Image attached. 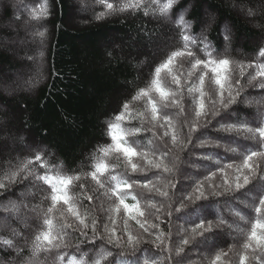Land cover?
<instances>
[{
    "label": "trees",
    "instance_id": "1",
    "mask_svg": "<svg viewBox=\"0 0 264 264\" xmlns=\"http://www.w3.org/2000/svg\"><path fill=\"white\" fill-rule=\"evenodd\" d=\"M88 1L92 10L80 18L72 14L76 9L73 0H47L50 15L43 20L33 19L30 15L33 11L39 12L43 0H30L18 15V19L27 17L37 28L42 27L38 30L50 32V41L46 49L47 68L44 80L37 86L9 95L0 91V102L5 108L4 111H0V121L4 122V127L0 126V171L18 164L25 158L32 159L39 151L44 160L52 165L49 175L53 177V183L57 182V177L72 178L67 191L76 208L81 213H87V222L90 223L95 217L98 225H101L108 221L110 215L115 219L116 234L123 237L122 246L113 247L106 239H96L94 243H89L80 236L79 231H74V228L79 226V221L67 211L68 206L60 202L48 215L55 226L67 225L64 231L68 236L65 239L70 240V246L41 251L38 255L43 257L48 255L52 258H49L46 264H51L53 260L54 264H61L58 257L63 255L64 264H67L70 256L79 258L83 253L85 259L91 260L97 256L99 249L105 248L112 252V256L108 257L104 264H110L112 261H116L117 264L122 261L132 264L137 259H140L141 264L144 259H148L150 264L152 260L159 261L160 264H177L178 260L182 261V264H210L216 252L222 249L227 253V256L222 257V264H240L243 255L248 256L251 264H264V253L259 250L253 253L250 249L243 248L254 223L257 220L264 223V211L260 214L255 211L260 198L264 196L262 178L264 157L254 158L253 162L258 164V168L248 185L239 191L226 190L225 173L230 184L239 173L235 171V167L225 168V165H239L242 162L241 154L246 150L261 149L255 141L244 139L242 134L217 130L218 122L230 119L234 113L243 115L252 126H256L260 114L264 113V89L255 86L264 80V77H258L249 84L248 79L255 75L256 69L247 67L256 62L249 61L251 56L264 48V0H177L173 14L168 16V20H176V14H184L183 9L194 2L190 13H187V21L193 25L192 35L199 41L198 34L201 33L199 30L205 8L207 10L211 8L216 13V23L210 32H207V39L215 47L214 55L218 54L232 61L230 64L232 79L239 80L238 87L243 89L237 103L227 110H221L216 116H212L209 111L207 119L211 122L207 126H204L203 119L199 121L201 126L191 134V143H188L189 124L196 117L188 88L193 82L198 84L197 77L202 65L193 69L194 58L183 55L176 57L169 69L161 70L162 84L166 90L178 93L176 99L180 100V105H172L170 103L172 97H169L168 106H164L152 88V81L156 78V67L164 63L172 52L183 50L180 26L175 22L176 26L164 32L163 23L158 20L160 15H153L151 12L145 15L144 10L115 13L97 20L95 13L105 9L95 0ZM145 2L148 3L149 0ZM4 7V13L0 17V39L3 35H11L4 25L11 19L13 11L7 3ZM240 9H249L254 14L251 17ZM229 22L230 27L235 28V37L246 39L241 54L221 51L224 41L220 27L222 23ZM254 23L257 25L254 26ZM160 33L164 37L169 33L173 34L177 38V46L167 50L169 52L165 54L149 53V62L142 67L143 59L149 51L147 46L156 40ZM237 45L236 41L234 46ZM189 47L196 57L205 59L203 52L199 50V43ZM257 59L264 60L259 56ZM23 63L24 61L18 59L11 48L0 46V80L10 81L11 77L7 70L20 68ZM189 72L192 73L191 76ZM173 76L180 81L179 85L172 79ZM211 76L212 73L208 71L203 86L207 93L205 105L209 110L212 96L218 94V86L210 80ZM142 89H148L150 96L156 100L159 115L167 114L170 117L172 125L179 133L176 144L172 142L171 130L169 135L164 134L168 129L167 123L161 119L152 120L151 106L146 107L148 97L136 98ZM245 98L253 101L252 104L244 102ZM125 103L128 104L127 109L124 108ZM118 114L123 115V119L118 123L125 133L124 143L134 147L139 153L130 158L131 163L138 165L136 171L132 170L129 158L115 151L114 147L109 148L107 155L100 150L113 144L109 137V125L117 122ZM172 115L175 118H172ZM137 129L139 131H136ZM2 133L15 134L20 153L15 151L11 154L9 151L11 156L7 155L8 151L3 150ZM220 137L237 147V152L226 151L223 145L228 143L224 141H220L221 146L217 147L214 141ZM201 138H207L209 143L200 145ZM233 141L236 143L233 144ZM195 152L201 156H196ZM205 156L210 158L206 159ZM94 161L96 165L103 163L107 166L103 174L97 173L104 187L90 175L96 171ZM157 163L166 164L171 171L165 172L162 167L157 169L154 167ZM196 164L200 168H209L204 170L189 168L190 165ZM31 166L34 168V174L45 172V169L39 167V162L33 160ZM141 168L144 170L141 171ZM212 173L215 175L212 176ZM112 176L117 177V180L113 181ZM206 177L210 178L205 179ZM120 180L140 183H132L131 188H116L117 181ZM146 180L151 181L148 187H144L143 184ZM199 182H203L200 189L204 192L203 198L188 199L189 196L199 195L196 191ZM33 185L39 188L40 193L30 197L29 201H36L39 204L41 218H38L27 233L25 243L27 245H24L25 250L23 249L27 258L28 246L31 248L35 235L43 230V218L47 208L51 206V200H44L43 197L51 192V188L43 181H34L32 176H29L23 181L17 178V181L6 190L0 189V213L5 212L6 216L2 205L9 198L19 200L18 195L27 188H33ZM112 189L125 195V203L139 205V209L145 213L149 221L146 227L152 224L156 227H149L148 232L140 228L136 221L130 218L137 215L136 210L126 213L123 206L119 205L117 196L112 194ZM162 192H167L168 195L163 196ZM255 194L256 198L253 197ZM163 197L167 199L166 202L162 200ZM181 202L184 208L176 211ZM225 204L233 210L226 211L218 218H207L212 221V230L193 238L192 229L200 222L199 212L189 216L193 209L199 210L203 207L205 214L215 207L219 212L223 210ZM117 206L119 213L115 211ZM137 218L144 219L138 216ZM220 219H223L224 223L217 227ZM125 220L128 223V232L139 238V243L134 248L127 245V233L123 231ZM233 225L240 229L235 237L222 234L227 233L229 227ZM12 226L20 230L18 222L14 221ZM200 231L196 229L197 233ZM176 232L183 234L178 235ZM160 233H163L162 243L156 239ZM88 235L91 236L90 229ZM0 237L12 238L14 243L20 239L5 228L0 229ZM205 237H208L206 243L203 242ZM183 238H189L190 243L184 245L183 252L177 255L175 249ZM202 244L205 245L206 251H197ZM14 255L16 253H9L0 246V259H11ZM13 264H21L20 259L15 260Z\"/></svg>",
    "mask_w": 264,
    "mask_h": 264
},
{
    "label": "snow or ice",
    "instance_id": "2",
    "mask_svg": "<svg viewBox=\"0 0 264 264\" xmlns=\"http://www.w3.org/2000/svg\"><path fill=\"white\" fill-rule=\"evenodd\" d=\"M97 4H100L105 10L99 11L95 13V18L97 20L103 19L108 15H112L115 13L131 11L138 12L144 10V14L148 15L151 12L153 15L159 14L162 17H168L173 14L174 5L177 3V0H149L148 3L145 0H116V2H112V0H95ZM33 19L43 20L50 15V11L48 8L47 0H43L40 4L39 12L33 11L30 13ZM249 15H252L251 11H249ZM177 18L174 22H176L181 28V38L184 42L183 50H177L172 52V54L168 57V59L162 63L160 66L155 69L156 78L152 81V88L158 94L160 101L164 103V106H168L169 97H172L170 103L172 105H180V100L176 99L178 93L176 91L166 90L165 86L162 84V80L160 78V73L162 69H169L170 65H172L173 61L176 57H180L183 55H188L194 58V62L192 63V68L195 69L198 66L202 65L200 74L197 77L198 84L193 82L191 87L188 88L189 94L192 95V103L193 110L195 113L196 119L189 124V132H188V143H191V134L197 130L199 126V121L201 119L204 120V126H207L211 121L208 120L209 111L212 116L219 115L221 110H227L231 107V105L237 103L238 97L240 96L243 89L238 87L240 84L239 80L233 81L232 73L230 70V61L226 57H221L218 54L214 55L215 47L211 44V42L204 36L202 39L197 40V38L190 34L189 29L191 28V22L184 19L182 13L176 14ZM34 35H37L41 38V44H43V38L45 37V31L37 30ZM231 40L230 33L225 30L223 32V41L225 42V47H227V43ZM199 43V50L203 52L205 59H201L195 56V53L189 47L190 45L195 46ZM39 56L43 57L42 49L39 51ZM258 56L260 58H264V48L259 49ZM29 59H35L34 57H29ZM244 67V66H242ZM247 67H254L256 69L255 75H251L248 79V83L252 84L254 80L258 77H264V60H257L253 64L247 65ZM207 70V71H205ZM208 71L212 73L210 80L214 81V83L218 86V94L213 95L210 101L211 108L210 110L206 108L205 105V96L207 95L204 89V80L205 76L208 74ZM192 73L189 72V76ZM243 75V71L241 72ZM40 72L39 69L37 71V76L33 78L31 83L33 86L39 82ZM172 79L175 81L177 85L180 84V81L173 76ZM256 87L264 89V80L259 81ZM139 96L148 97L147 106H151V116L152 120L161 119L168 125V129L165 130V135H169V131L171 130V138L173 144H176L179 139V133L175 130L172 125L170 117L165 114L163 116L159 115V108L156 100L150 96L148 89H142L138 93L136 98ZM246 103H252V101L247 100L245 98ZM259 103V101H258ZM124 108H128V104L125 103ZM183 110V109H181ZM123 119L122 114H118L116 116L115 123H111L109 125V137L113 142L112 145L108 147H104L100 149L104 152L105 155L108 154L109 148L114 147L115 151L123 153L126 158H129V163L131 164V168L133 171H136L138 165L135 163H131V157L138 155L136 149L134 147L127 146L125 141V133L121 130V126L118 123ZM219 123L218 131H223L225 133L235 132L238 135H243L244 139H250L255 141L261 150H246V152L242 153V162L239 165L227 164L225 168L235 167V171L239 173L234 181L230 184L227 179V174L225 173L224 183L227 185L226 190L230 191H239L244 186L248 185L250 179L256 175V171L258 168V164L254 163V158L264 157V113H261L258 120L256 121V126H252V123L247 120H236L232 122L221 121ZM136 131H139L137 129ZM200 145H204L209 143L207 138H201L199 140ZM217 147L221 146L220 141H214ZM236 142L233 141V144ZM225 150L228 152L236 153L237 147L232 146L231 144H224ZM204 158L208 159L210 157L205 156ZM39 162V167L45 169L43 174H34V168L31 166L32 162ZM157 169L163 168V171L170 172L171 169L166 164L157 163L154 165ZM96 171L90 173L93 180H96L97 183L104 187L103 182L98 179L97 173L103 174L106 170L107 166L103 163H98L95 165ZM52 169V165L48 164L43 155L37 151L32 159L25 158V160L20 161L18 164L6 168L0 171V189L6 190L11 184L17 181L19 178L20 181L27 179L29 176H32L34 181H43L48 184L51 188L50 193H46L43 197L44 200H51V206H49L46 210V213L43 218V230L35 235L32 245H31V255L25 259L22 255V250L18 247L12 238L0 237V246H3L7 249L13 250L17 257L20 258L21 264H38V254L41 251H48L53 248H67L70 246V240H66L65 237L68 236V233L64 231L67 225H60L59 227L53 224L52 219L49 218L50 213L54 211L55 205L62 202L64 205H67V211L71 213L75 218L79 221V226L74 228V231H79L80 236L84 237L88 240L89 243H94L96 239L107 240L109 244H112L113 247H121L122 246V236H117L116 232V221L110 215L108 217V221L98 225L97 219L93 217L89 222L86 221L87 213H81L75 206L74 202L71 199L70 194L67 191L68 185L71 183L72 178H63L57 177L56 183H53V177L49 175ZM247 171H244V170ZM144 169L141 168V171ZM220 171H224V169H220ZM212 176L215 173L211 174ZM78 178V177H77ZM210 177H206L208 179ZM264 178V177H262ZM111 179L113 181L117 180V177L112 176ZM132 183H140L139 181H133ZM132 183H129L127 180L117 181L116 188H131ZM151 181H144V187H148ZM234 185V188H233ZM203 186V182H199L196 186V191L199 192L197 196H189L188 199H201L204 196V192L200 191ZM112 194L117 196L119 200V205H122L126 213L132 212L133 209L136 210L137 215L131 216L130 218L135 220L136 223L140 226V228L144 229L145 232L149 231V227L155 228L156 225L152 224L149 227L146 225L149 224L148 218L145 217V213L139 209V205H129L125 203V195L121 193H117L115 189H112ZM161 195L167 196V192H162ZM135 199V197H133ZM9 206L13 210H18V206L10 201L9 205L5 206V210H8ZM28 207V205H24ZM40 206L37 205L32 207V211H39ZM184 208V204L181 202L180 206L176 209V211H180ZM115 211L119 213V206L115 208ZM159 211V210H157ZM257 214H260L264 211V196H262L259 200V206L255 208ZM199 212V223H196L192 229L193 238L195 235H203L205 231L212 230V221L208 220L206 216H204V209L201 207L199 210L193 209V212L189 214V216L195 215ZM169 215L171 213L169 212ZM237 215H240L237 213ZM138 217H144V219H138ZM241 219H244L242 215H240ZM223 219H220L219 227L223 224ZM91 230V236L88 235V230ZM102 229V231H101ZM196 229H200L199 233L196 232ZM123 231L127 233V245L130 248H134L137 243H139V238L132 235L128 232V223L127 220L123 221ZM13 236L18 235V233L13 230ZM163 233L157 235L156 239L161 240L162 243ZM208 237H205L204 243H206ZM190 243L189 238H183L179 242V245L176 247V254L179 255L183 252V246L188 245ZM159 247V245H157ZM243 248L245 250H251L253 253H256L258 250L264 253V223L260 220H257L252 226L251 232L247 237V242L243 244ZM169 251H171L169 249ZM112 256V252L106 250L105 248H101L96 257L91 260L85 259V254L81 253L80 257L70 256L67 260V264H104V262L108 259V257ZM227 256L222 249L216 252L213 259L210 260V264H222V257ZM255 258V257H253ZM61 261V264H64V256L61 255L58 257ZM110 264H117L116 261L110 262ZM120 264H127L126 261L120 262ZM132 264H141L140 259H137L132 262ZM143 264H150L148 259L143 260ZM151 264H160L159 261L152 260ZM177 264H182V261H177ZM240 264H251L247 255L241 256Z\"/></svg>",
    "mask_w": 264,
    "mask_h": 264
},
{
    "label": "rangeland",
    "instance_id": "3",
    "mask_svg": "<svg viewBox=\"0 0 264 264\" xmlns=\"http://www.w3.org/2000/svg\"><path fill=\"white\" fill-rule=\"evenodd\" d=\"M8 1H10V3H8ZM30 0H0V17L3 15L4 10H5V5L6 3L9 5V7H11L12 9V17L11 19L5 23L4 28L7 29V31L11 32V35L6 36L3 35L2 38L0 39V46H4V47H9L11 48V51H14V53L17 55L18 59H21L24 61L23 66H21L20 68H17L13 71L7 70V74L10 75L11 80L6 81V80H0V91L5 94V95H9L11 93H15L17 91H24L28 88L33 87V84L31 83V81L33 80L34 77L37 76V71L39 69L40 72V77H39V82L36 83L34 86H37L38 84H40L43 80H44V75H45V71L47 68V47H48V43L50 41V35H49V31L46 32L45 31V37L43 38V44H41V38L37 35H34V33L38 30V29H42V27L37 28L34 23H32L27 17H22L20 19H18V15L20 13H22V11L26 8L27 3H29ZM73 2L76 5V9H74V11L72 12L73 16L75 17H82V16H86V14H89L91 12V3L88 0H73ZM194 5V2L189 3L184 9H183V16L184 19L187 20V13H190L192 7ZM174 9V8H173ZM241 12H246L247 15H249V9H240ZM252 13V12H251ZM254 13H252V15L249 16H253ZM23 15V14H22ZM204 19L201 22V27H200V34H198V36L200 37V39H202L204 36L207 37V32L209 33L210 30L213 28L214 24L216 23V13L209 8L207 10V8H205L204 11ZM158 17V16H157ZM158 20L163 23V28H164V32H168L170 30V28L176 26V23L170 19L168 20V17H158ZM44 24V23H43ZM38 25V23H37ZM231 23L229 22L228 24H221V35H222V39H223V32L225 30H227L230 35H231V40L229 43H227V47H225V42L224 45L221 49L222 52H237L239 54L243 53L244 49H243V43L246 41V39L244 37L237 39L235 37V28H231L230 27ZM257 24L254 23V26H256ZM192 27L189 29L190 34L192 35L193 33V25H191ZM231 29H229V27ZM3 27V26H2ZM46 25L44 26V30H45ZM181 29V28H180ZM168 36L164 37L162 33H160V35H158L157 39L152 41L147 47L149 48V51L146 54V57L143 59L142 62V67H145L148 62H149V53L150 54H158V52H164L168 53L169 51L167 50H171V48H173L175 45L177 46V38L174 37L173 34L169 33L167 34ZM260 38V37H258ZM179 40V38H178ZM261 40V39H260ZM237 41L238 45L234 46V43ZM259 41V40H258ZM254 43V41L252 42ZM42 49L43 51V57L41 59V57L39 56V51ZM140 49V48H139ZM259 52V51H258ZM258 52H255V55L251 56V58L249 59V61H257V57H258ZM252 54V52H249V54ZM162 54V53H161ZM29 57H34L35 59H29ZM163 57V56H162ZM262 93V92H261ZM257 99V98H256ZM253 102V101H252ZM252 104V103H251ZM4 105L0 102V111H4ZM233 116L230 117V119H227L225 121H234L236 120V118L238 117V120H245L243 115H239L238 113H234L232 114ZM172 118H175L174 115H172ZM3 121H0V126H3ZM216 128V127H215ZM2 136H4V145H3V150L4 151H8L7 155H9V151L11 152V154L15 153V151L19 150V147L17 146V142H16V138H15V134H10V133H2ZM6 137V138H5ZM219 141H224L228 144H230V142L228 140H223L222 137H220L218 139ZM156 146L154 145V148ZM25 151H30V149H24ZM19 152V151H18ZM20 153V152H19ZM11 154L9 156H11ZM196 156H201L200 153L195 152ZM97 155V154H96ZM213 158V157H212ZM96 162L97 159L95 158ZM96 162L94 161V164L96 165ZM189 166V165H188ZM61 167V166H59ZM195 168L196 170H204V169H208L209 167H204V168H200L199 165H190L189 168ZM62 168V167H61ZM188 169V170H190ZM33 188H27L26 190H24V192H22L20 195H18L19 200H13L12 198H9L8 201L6 203H4L2 205V209L5 210V206L9 205V202L12 201L14 202L17 206H18V210H13L10 206L8 208V210L6 211V216H4L5 212H1L0 213V229H8V231L10 233H13V230H15L16 233H18V235H16V237H20V239L15 242V244L21 248L22 250V255L24 256L25 259H27V254L24 255V245L26 243L27 240V233L31 230L33 224L38 220V218H41V214H40V209L39 211H32V207H35L37 205H39L38 203H36V201L30 202L29 199L30 197L40 193L39 188L35 185L32 186ZM253 197H257V195H253ZM162 200L164 202H166L167 199H165L164 197L162 198ZM35 202V203H34ZM24 205H28V207H25ZM215 207L211 208L210 210H208L204 216H208L207 218H214V217H220L222 214H224L226 211L230 212V210L232 211L233 208H230L228 204L223 205V210H219V212H217V210L215 211ZM223 211V213H221ZM9 216H8V215ZM16 221L18 222V226L20 228V230L15 227L12 226V223ZM228 223H230V221H227ZM179 226V225H178ZM230 229L227 230V233H222L223 235H228V236H236L239 232V227L236 226H232L229 227ZM230 230V231H229ZM178 235H182L183 232H176ZM13 235V234H12ZM2 248L5 249V251H9V253H15L13 250L11 249H7L3 246H1ZM24 249V250H23ZM29 249V250H28ZM28 256L31 255V248L30 246H28ZM100 251V249H99ZM197 251H206V247L204 244H202V246H200ZM38 264H46L45 262L52 259L50 258V256H39L38 255ZM50 258V259H49ZM17 259H20L19 257H17V255H14L13 258L11 259H0V264H13V262ZM52 262V261H51ZM51 264H54V260Z\"/></svg>",
    "mask_w": 264,
    "mask_h": 264
},
{
    "label": "bare ground",
    "instance_id": "4",
    "mask_svg": "<svg viewBox=\"0 0 264 264\" xmlns=\"http://www.w3.org/2000/svg\"><path fill=\"white\" fill-rule=\"evenodd\" d=\"M222 24H224V23H222Z\"/></svg>",
    "mask_w": 264,
    "mask_h": 264
}]
</instances>
